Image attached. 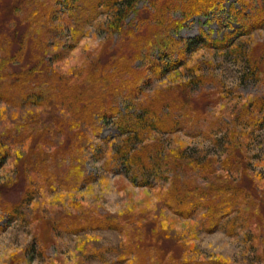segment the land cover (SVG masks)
<instances>
[{"label": "rangeland", "instance_id": "374dc122", "mask_svg": "<svg viewBox=\"0 0 264 264\" xmlns=\"http://www.w3.org/2000/svg\"><path fill=\"white\" fill-rule=\"evenodd\" d=\"M165 1L137 0L120 23L104 6L75 32L72 7L60 0L52 17L64 36L51 37L44 65L59 80L79 82L97 63L113 62L116 52L130 54L134 36L128 31L145 34L148 24L139 18ZM220 4L217 12L185 18L177 5L170 7L167 17L181 24L168 35L184 44L178 52L149 44L135 56L130 64L143 71L142 79L133 95L118 96L120 115L96 118L98 129L80 123L82 152H65L73 133L67 114L57 109L63 122L52 127L54 111L40 97L23 102L13 90H0V264H264V19L253 18L264 4ZM13 6L14 0H0L1 21ZM178 98L188 113L176 109ZM152 100L166 105L159 110L176 121L165 131L145 130L132 147L154 155L179 152L232 184L247 185L244 196H234L246 209L227 210L210 226L208 198L188 217L165 203L175 177L169 164L151 177L153 185L130 179L113 157L116 147L131 146L122 117ZM196 175L190 172L188 179L205 185L208 179Z\"/></svg>", "mask_w": 264, "mask_h": 264}, {"label": "trees", "instance_id": "16d2710c", "mask_svg": "<svg viewBox=\"0 0 264 264\" xmlns=\"http://www.w3.org/2000/svg\"><path fill=\"white\" fill-rule=\"evenodd\" d=\"M64 1L72 7L69 15L74 17L77 29H73V31L76 32L79 27L82 28L86 25L89 18L100 14L104 6L113 10L115 13L114 22L120 23L128 11H134L137 0ZM259 1L264 4V0ZM59 2L60 0H14L15 6L8 12V20L5 22L0 20V90L2 92L13 90L16 98L23 102L25 99L30 100L31 96L40 97L47 103L49 110L54 111L51 114L52 127L55 125L60 128L59 125L63 122V119L56 113L57 109L67 114L66 116L70 117V127L73 133L70 134L72 138L69 140L71 148L69 146L65 152L76 154L78 151L82 152L81 148L86 146V143L84 144L86 137L83 131L79 130L80 123L85 122L93 125L94 129H98V125L95 124L96 118L105 119L110 116L109 114L112 115L111 117L120 115V110L116 106L118 96L133 95L143 74L142 70H134L131 67L130 63L135 56L141 54V50H149L146 47L149 44L159 47L161 50L177 52L178 45L184 44V42L173 40L168 35L172 29L181 24L180 19L167 17L166 14L171 10L170 7L178 6L185 18L191 13L207 12L208 10L217 12L222 0H166L155 12H148L147 17L139 18L140 23L148 24L145 34H133L130 30L128 31L129 36L132 35L130 37L134 36L132 45H130V47L132 46L130 54L116 52L111 57L113 62L110 61V64L97 63L79 82H72L70 77L59 80V75L48 65H44V57L50 53L46 48H48L51 37L63 40L64 36L61 33V25L53 20L56 12L55 5ZM19 8L22 10L24 8V14L18 19L16 16ZM232 10L231 7L228 9L229 12L236 13ZM262 17L264 19V9L256 8L253 18L260 21ZM152 23L154 27H151ZM240 23L246 25L245 19H242ZM16 61H20L22 64L14 65ZM124 75L131 77H124ZM178 100L179 103L176 105ZM173 104L176 105L177 110H183L184 114L190 111L184 107H187V102H182L179 98L174 100ZM161 106L162 102L156 103L152 100L136 113L123 114L122 133H132L131 146L125 144L116 147L113 154L114 160L118 161L132 181H138L144 185H153V178L161 176L163 167L169 164L175 177L162 196L167 206L177 214L188 217L198 206L202 205V199L208 198L206 203L207 223L210 226L215 225L227 210L232 211L243 207H241L242 203L234 196L241 194L244 196V187L247 185L244 184L245 186L241 187L238 184H232L225 180L221 173L214 174L213 169H208L209 167L203 166L198 160H189L179 152H175L174 155L172 153L160 154L161 149L158 147L160 155H154L150 149L135 150L132 143L135 138L141 141V134L145 130L165 131L166 127L172 126L176 121L174 117H165L162 110H159ZM164 106L166 105L162 107ZM50 113L51 111L48 114ZM194 113L196 120H199L202 115L198 114L196 110ZM127 139L129 140V138ZM157 146L156 144V148ZM0 148H3L1 142ZM190 172L196 173V176H202L203 182L208 179L206 184H198L194 179L189 180ZM95 222L98 221L95 220ZM110 222L112 223L109 226L115 228H120L123 225L117 220ZM110 222L106 220V223ZM183 264L199 263L186 262ZM207 264L224 263L210 261Z\"/></svg>", "mask_w": 264, "mask_h": 264}]
</instances>
